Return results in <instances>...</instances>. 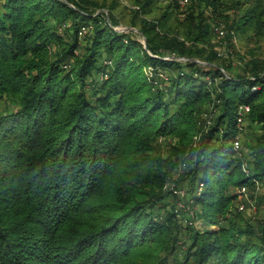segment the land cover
I'll return each mask as SVG.
<instances>
[{
    "label": "trees",
    "instance_id": "16d2710c",
    "mask_svg": "<svg viewBox=\"0 0 264 264\" xmlns=\"http://www.w3.org/2000/svg\"><path fill=\"white\" fill-rule=\"evenodd\" d=\"M162 1L0 0V264H264V0Z\"/></svg>",
    "mask_w": 264,
    "mask_h": 264
},
{
    "label": "rangeland",
    "instance_id": "374dc122",
    "mask_svg": "<svg viewBox=\"0 0 264 264\" xmlns=\"http://www.w3.org/2000/svg\"><path fill=\"white\" fill-rule=\"evenodd\" d=\"M103 1V0H102ZM108 4H113L116 6V11L115 15L117 19L121 21L122 24H119L118 27H124V28H129L125 27L123 23H128L130 18H131V12L135 9H137L136 4L134 3L135 0H106ZM195 0H190L191 2H194ZM196 3V2H194ZM162 4L165 5L167 4L166 0L162 1ZM181 6L184 10L188 8V5L181 0ZM225 31V30H224ZM214 38V44L216 45V49L222 50V48L225 47L221 52L223 55H226L228 52V56L232 57L234 56L233 59V66H234V71H241V59H239V56L244 57V58H249L250 54L248 55V50H254V49H259V53L263 54L264 53V42L262 44H240L237 41L231 42V45H233V48H229V44L227 43V40H220V38ZM142 41V37L140 38ZM223 44V45H222ZM239 54V56H237ZM6 108H10V104L7 101H1L0 102V111L6 110ZM248 113H244L243 115H240L239 117V123H242L244 118L246 117ZM209 119V114L205 115L203 117V120L207 122ZM254 131V129H248L246 134L251 135V133ZM171 145L169 140H160V147L161 150H165L167 147ZM244 145V140L241 138L240 139V148H243ZM184 165H180L178 168L179 171L175 175V178H178V176L185 171ZM242 189V188H241ZM241 189L238 191L240 193L239 195V201L236 204L237 206V213L242 216L246 221L252 223V224H258L260 222L264 221V187L258 185L255 189L249 191L247 190L245 193H241ZM175 193L180 194L181 200L177 202H173L176 206L177 209L179 210H187L188 207L187 204L185 203V199L183 198L184 191H180L179 189H176ZM191 218V217H190ZM195 226H197L198 229L204 230L206 228L205 224L203 222L197 221L194 223ZM217 227H215L216 229Z\"/></svg>",
    "mask_w": 264,
    "mask_h": 264
},
{
    "label": "built area",
    "instance_id": "2783aa9c",
    "mask_svg": "<svg viewBox=\"0 0 264 264\" xmlns=\"http://www.w3.org/2000/svg\"><path fill=\"white\" fill-rule=\"evenodd\" d=\"M216 33L220 36H223L224 35V30H222L221 28H217L216 29ZM242 111H241V115H243L244 113H249L250 112V109H248L247 107H242L241 108ZM240 147V141L237 140V142L235 143V148H239ZM247 191L246 187H243L241 189V193H245Z\"/></svg>",
    "mask_w": 264,
    "mask_h": 264
},
{
    "label": "water",
    "instance_id": "95a60500",
    "mask_svg": "<svg viewBox=\"0 0 264 264\" xmlns=\"http://www.w3.org/2000/svg\"><path fill=\"white\" fill-rule=\"evenodd\" d=\"M116 30L117 31L119 30V31L129 32L131 29L130 28H124V27H118V28H116ZM133 30H135L137 32L136 29H133ZM142 43H143L144 47L146 48L147 40H145L144 37H142Z\"/></svg>",
    "mask_w": 264,
    "mask_h": 264
}]
</instances>
